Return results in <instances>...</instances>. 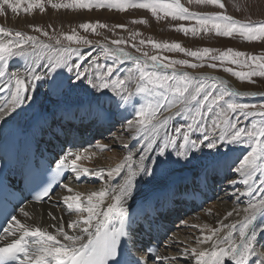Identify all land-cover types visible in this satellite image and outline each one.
I'll return each mask as SVG.
<instances>
[{
    "label": "snow or ice",
    "instance_id": "6c2138e0",
    "mask_svg": "<svg viewBox=\"0 0 264 264\" xmlns=\"http://www.w3.org/2000/svg\"><path fill=\"white\" fill-rule=\"evenodd\" d=\"M192 2V0H189ZM196 3L217 5L224 7L221 0H195ZM53 8H83L91 9L93 7L109 9H118L120 11L129 7L148 9L153 15L158 11L164 12L173 18L179 19H195L198 27L185 28L179 26L177 30L186 34L191 32L193 35L199 34L201 30L205 33L214 32L218 36L232 37L239 34L246 41H256L264 39V21L252 23L242 22L223 13H207L198 14L189 11L184 7L180 0H72V3L56 4L52 0H48ZM21 0H0V11L4 6L12 11H17L20 7ZM34 7H38L40 11H44L43 0H29L28 7L25 12H30ZM143 22V21H141ZM84 30L91 29L95 31L97 27H106L99 22L93 24L85 22L79 25ZM118 27H123L118 25ZM35 31L42 32V29L35 27ZM47 36V32H43ZM63 39L68 41L67 45L62 44L61 39L52 37L55 43H45L36 36L29 35L22 31L6 30L0 27V36L8 37V39L0 40V78L7 76V80L0 91L9 88L12 97L11 103L0 107V120L19 107L23 103L26 92L30 85H34L35 81H40L51 76L57 68L70 67L68 57L78 55V59H83V54L79 52V47L73 45L91 44L92 41L84 37L78 36L73 30L71 34H62ZM123 40H113V45L123 44ZM146 41L141 40L140 44ZM154 49L167 51H178L186 56L195 58L199 63H192L187 59H173L167 56L148 55L143 53L142 57L133 56L123 48H110L107 45L102 46V53L112 58L111 65L96 64L95 81L89 75V83L94 88L111 89L118 95L127 92L129 83L135 84V92L129 93V96H123L126 102L133 94H143V102L136 107L132 105L135 118L127 122V127L135 128L136 134H144L145 146L139 153V166L133 168L131 164L127 165L128 171L124 175L122 183L111 189H103L93 191L82 200V194L76 193L72 196L64 197L66 208L75 211L78 219L67 223L68 229L74 232L69 234L65 230V224L61 220L56 228V235L50 233L47 228L39 226H31L22 223L16 215H12L7 220V226L2 227V232L8 236H17L10 243H6L0 247V264H7L8 261H17L18 264H141V261L130 257L127 243L122 240L128 233L125 231L126 216L128 215L125 207V198L130 196L133 190V182L138 174L153 173L155 169L146 167L144 161L146 159L144 153L152 151V144L155 143V137L160 134V130L168 125L169 120L173 116L184 115L188 117L186 125L175 126L174 133L166 135V143L163 146L157 144V150L160 156L166 154L165 149L172 147L177 143V137H182L183 143L179 145L176 151L177 156H186L190 148H197L199 145L196 141L190 139V132L194 128L203 127L202 119L206 115L204 109H208V113L215 110V116L212 120L211 132L218 131V138L208 143V148H215L218 142H226L227 144L250 142L251 151L243 157L237 173L243 178V183L248 186V195L254 196L247 206L242 210H234L239 216L243 212L241 219L230 224H223L226 230L223 236L220 235L221 228H209L208 235L203 236V241L211 242V251L191 249V254L195 257L196 264H224V259L229 258L233 264H250L255 260V264H264V180H261L259 195H256L249 180L260 172L264 175V110L255 111L256 106H250L244 103H238L234 97L256 95L252 92H242L233 88L226 80L217 76L208 74H192L184 71L183 67L197 68L203 66L206 60L212 61L207 66L217 68L219 65L215 61H228L232 64H246L247 61H253L257 64L259 71L237 72L231 68H224L225 72L231 73L241 81L248 80L253 76L264 77V63H259L264 57L248 55L246 60L239 58L245 57V53L234 51L229 48L225 51L218 49L203 47L197 50L186 49L178 42L159 43L152 39L147 41ZM135 47V45H133ZM137 51H140L137 48ZM47 55L49 64L45 67L47 71L43 75L37 74V69L31 65L25 69L24 73L8 71L9 61L13 57H34L32 64L37 60L45 58ZM218 53V54H217ZM122 60L134 61V68L127 70V74L120 76L115 75L116 66L122 63ZM79 69V65L76 66ZM60 74L57 73V76ZM57 76L51 77L50 86L55 84ZM85 76L84 72L77 71V79ZM115 76V78H113ZM264 95V93H261ZM264 109V105L259 106ZM166 113V115H165ZM233 115L243 117L247 120L249 117L259 116L260 120L251 125V127H240L239 119L235 122L231 119ZM209 139L208 135L204 136V140ZM106 147V146H101ZM170 155V153H169ZM74 156L75 158L70 159ZM83 157L82 154L68 153L57 163V173L60 169L70 168L73 173L79 177L82 174H91L102 176V171L92 172L88 168H83L78 161ZM125 161L132 159L131 154L126 156ZM151 159V157H149ZM158 164L163 161H157ZM124 164H117L108 171L107 175L112 178L113 175H120ZM255 182V181H253ZM235 183V181H232ZM63 187L67 188L65 184ZM49 196V188L44 187L35 195L36 201H41ZM110 197L111 203L107 207H102L104 199ZM20 212L24 217H28L29 213L23 208ZM86 213L87 215H83ZM233 213L229 212L231 216ZM51 216L52 213H49ZM55 219V217H53ZM55 227V226H54ZM204 227H208L205 225ZM238 230V237L233 233ZM203 235V233H202ZM63 237V242L57 237ZM31 237V241L28 239ZM4 235H0L3 239ZM257 246L262 249V253L257 255ZM149 253L152 252L150 248ZM185 255L188 250L185 249ZM164 259L156 256V260ZM171 259H176L172 257ZM147 264V260L143 262Z\"/></svg>",
    "mask_w": 264,
    "mask_h": 264
},
{
    "label": "rangeland",
    "instance_id": "374dc122",
    "mask_svg": "<svg viewBox=\"0 0 264 264\" xmlns=\"http://www.w3.org/2000/svg\"><path fill=\"white\" fill-rule=\"evenodd\" d=\"M28 2L29 0H21L20 7L15 12L12 11L11 9H8L6 6H4L3 10L0 11V21L2 19H12V17H22L21 15L23 16L31 15L34 11L45 13L46 11L51 10L52 12L56 13V15L50 16V17L45 15L44 16L45 18L43 17L42 19H34V22L32 23L29 22V23L21 25L22 27H20V29L19 27L17 28L10 27L8 25H3V24H0V27H3L7 30H11L13 34L17 30L22 31L29 35L36 36L39 40L44 41L45 43L54 44L55 40L50 39V38L58 37L61 39L62 44L67 45L69 42L63 39L62 34H71L73 30H75L78 36L84 37L87 40L92 41L91 44H82L79 46L73 45V47H79V52L83 54V59H78V55H71L68 57L70 67H67V71L69 70V71L75 72L74 74H69V73L67 74L69 76V82H77V79H76L77 70H79L80 72L83 71L84 73L88 71V75H91L92 79L95 81L94 74L97 71L96 64L99 63L100 65H106V64L111 65L113 63L112 58L107 57L102 53V46L104 45H107L110 48H116V47L123 48L125 51L137 57H142L143 53L147 52L148 55L167 56L173 59H187L192 63H199L198 61L195 60V58L186 56L184 53H180L178 51L170 52L167 50L154 49L151 44L147 43L149 39H152L159 43L178 42L181 44L182 47L186 49H191V50H197L199 48L208 47V48L218 49L220 51H225L231 48L234 51H239V52H243L246 54L245 57L239 58L241 60H246L248 55L264 57V39L256 40V41H246L239 34H234L232 37H224V36H218L214 32L205 33L203 30H201L199 34L197 35H193L191 32H188L186 34L183 31L177 30L179 26L181 25H183L185 28L198 27V25H196V21L194 18L190 20L173 18L172 16L167 15L164 12H160V11H158L156 15H153L152 12L148 9H142V8H136V7H129L123 11H120L114 8L109 9L107 7H102V8L93 7L91 9L74 8V7L73 8H64V7L53 8L51 4L48 3V0H43L44 11H40L38 7H34L30 12H25L24 9L28 7ZM136 2H143V0H136ZM164 2H170V0H164ZM221 2L224 5L223 8L217 5L196 3L195 0H192V2H189V0H180V3L193 13L207 14V13L219 12V13H223L225 15L231 16L234 19L242 21V22L256 23V22L264 21V0H221ZM52 3H56V4L69 3L70 4L72 3V0H52ZM85 22H91L93 24L99 22L100 24L106 25V27H102V28L97 27L95 31H92L91 29L86 31L79 27V25ZM118 25H122L123 27H118ZM35 27H39L40 29H42V32L35 31ZM43 32H47L48 35L47 36L43 35ZM113 40H123L124 43L118 46L113 45L112 44ZM141 40L146 41V43L141 45L140 44ZM133 45H135V47ZM137 48H139L140 51H137ZM47 55H54V54L48 53L45 56ZM42 60L43 59L41 60L39 59L37 61L41 62ZM45 61L47 64H49L47 60ZM209 63H212V61L206 60L203 66L197 67V68H190L187 66H179V65L177 67L178 68L183 67L184 71H188L189 73H192V74H201V73L207 74V70L209 69L215 72L213 76L222 77L223 75H227L231 78V80H233L234 82L238 84L236 88L238 89V91L239 90L253 91V92L254 91H257V92L264 91V77L253 76L248 80L241 81L237 77L233 76L231 73L224 71L225 67L231 68L233 69V71L245 72V73L254 71V70L259 71L257 64L254 63L253 61H247L246 64H232L228 61H225L223 62V64H221L220 61H215V63L219 65L217 68L208 67L207 65ZM259 63H264V59L259 61ZM77 65L80 66L79 69H77L76 67ZM134 67H135L134 61L122 60V63L116 66L117 70L115 71V75L120 76V78L123 79V75H121V73L126 75L127 70L130 68H134ZM60 69H62V67ZM88 75H86L84 79H86ZM113 78H115V76ZM66 83H68L67 80L65 81V85ZM78 86L79 84L76 83L74 87L77 88ZM86 87L87 88L85 89V91L82 90L80 93H77L76 95H82V93L87 92L89 95L93 97H95L96 95V100H98L101 96L105 94L112 95V96L114 95L115 99H118L120 97L121 98L120 100H124L122 99L123 96H129V93L135 92L134 83H129L127 85L128 91L123 92L119 95L113 92L111 89L94 88L92 83H89V79H87ZM64 88H63V91H64ZM99 93H102V94H99ZM142 97H143V94L131 95L129 97V101H130L129 108L131 107L133 101H135L136 103L134 106L138 107L139 103L137 102L142 103L143 102ZM85 98H87V96H85ZM233 99H235L238 103H244L250 106H256L254 110L257 112L264 110L259 107L261 105H264V96L263 97L255 96V98L251 96H241V97H234ZM82 101H85V100L82 99ZM117 102L118 103H114V107L112 108L113 112L112 111L107 112V117L108 118L110 117V119H113V120H114V117H113L114 112H119L120 110V105H119L120 101L117 100ZM111 104H112V100H111ZM204 112L206 115L201 121V124L203 125V127L194 128L190 132V139L193 141H196L199 147L190 148L186 154L189 156H193V158L194 157L198 158V160H194V161L189 160L188 164L181 168L194 169L196 167H200L201 165L196 166L198 161H201L202 164L207 165L209 163L215 162L216 159L222 158L223 156H225V154H230L232 152H237L239 156V160H242L243 157L247 155L249 151H251L250 142L248 141H244L242 143H234V144H227L226 142L221 141L217 143V146L215 148L207 147L208 143L212 142L213 139L218 138V131L216 133L211 132L212 120L215 116V110L212 113H208V109L205 108ZM134 118L135 116H133L131 120H133ZM231 119L234 122L237 119H239L240 127L248 128V127H251L253 123L258 122L260 120V117L259 116L249 117L247 120H245L243 117H237L236 115H233ZM122 121L125 124H127L126 118L124 119L122 118ZM187 122H188V117L184 115L173 116L169 120L168 125L165 128H162L164 132H161L160 130L159 143L155 141V143L152 144V151L154 150L155 160L153 159L150 162H148L149 164L153 163L151 164V168L156 169L155 170L156 173H163L166 170V168L162 166L164 163H166V165H169V167L172 169L182 160V156L177 157V154L175 153L178 150L179 145L183 143L182 137L178 136L176 145L165 150V152L168 155L167 154H165L164 156L158 155L159 153L157 152L158 151L157 144H159L160 146L164 145L166 143V135L175 134L174 127L186 125ZM120 127L121 126H119L118 124V126L115 129L116 132H119L121 135H126V133H124V129ZM205 135L209 136V139L207 141L204 140ZM141 140L143 139L142 138L140 139L139 141L140 144L138 143L137 148L142 147L144 145L143 144L144 142ZM142 148H144V146ZM173 148L175 149V151L173 150ZM111 151L107 150V152H111ZM152 151L145 152L146 157L148 153L150 157L153 154ZM104 153H106V151ZM138 155L139 153L136 152V157ZM176 159L178 160L177 161L178 163L176 162ZM183 160H182V163H183ZM157 161H163V163L162 164L160 163L161 164L160 165L157 163ZM195 161L197 162L196 164H195ZM149 164L147 165V167H149ZM180 165H178V167ZM178 167L174 168L173 171H175ZM102 168H104V166H102ZM133 168H135V166H133ZM238 174L239 173L235 171L232 178L237 179L239 177ZM140 175H142L140 177V180L135 178L133 182V186L138 185L139 181H141L142 183L145 180L144 178L147 175L148 176L151 175V177H154L153 173L143 174L141 172L140 174H138V176ZM254 176L256 177L258 176L261 180H264V175H261L260 172H257ZM169 179L170 178H168L163 183L162 182L156 183L155 181L152 180L148 182L147 185L143 186V189L148 188V190L145 193H142V190H143L142 189L141 192L136 194V196L132 197V199L128 200L126 197L125 201L126 202L128 201L127 203H131L132 201H134V199L137 200L143 197L145 194H148L152 190L162 188L163 186L168 184ZM231 184H234V183L231 182L230 184L227 185V187L230 186L229 188H231L230 190L231 195L233 196H231L229 199H223V200L219 199L215 201L216 203L222 204V203L228 202L229 204L232 203L233 205H240L242 203V198H243L242 195H245L248 193V186L247 185L245 186V184L243 185L242 183L238 182V184H241L243 187L242 190L239 191V193L237 194V195L240 194L242 198L238 199L237 195L234 198V193H236L235 191L240 190L241 187H237L236 185L231 187ZM249 184L251 185L252 190L256 187L260 189V186H261V182L259 183H256L253 181L250 182V180H249ZM245 191L247 193H245ZM232 198H234L233 201H232ZM238 202L240 204H235ZM210 207L211 206L204 208V210L206 209V211L209 212V215L212 212L214 213V211L210 209ZM185 228L189 229L190 226L187 225L185 226ZM179 230H177V232ZM236 232L238 233V230ZM174 237L172 238L174 239ZM173 245L178 246L179 241L173 242L171 247H173ZM173 249L174 248H171L170 252L169 251L164 252L163 255L164 256L167 254L172 255V253H174L173 256L176 259H178L179 262L182 259L181 261L183 262L182 264H190L189 260H186V258L184 259L183 257L185 251H181V252L180 250L173 251ZM189 256H188V259L191 258V256L190 257ZM176 261L171 264H176Z\"/></svg>",
    "mask_w": 264,
    "mask_h": 264
},
{
    "label": "bare ground",
    "instance_id": "6f19581e",
    "mask_svg": "<svg viewBox=\"0 0 264 264\" xmlns=\"http://www.w3.org/2000/svg\"><path fill=\"white\" fill-rule=\"evenodd\" d=\"M45 15L50 17V16L56 15V13L52 12L51 10H48L45 13L34 11L31 15H25V16L21 15L22 17H12V19H2L0 21V24L8 25L10 27H16V28L19 27V29H20V27H22L21 25L29 23V22L32 23V22H34V19H42ZM7 39H8V37L0 36V40H5L6 41ZM33 59H35V58L31 57V56L24 57V61H27L26 68H28L31 65L32 67L37 69V74L43 75V73L47 71V68L45 66L48 65L46 63L45 59H43L41 62L36 61L35 64H32ZM18 60H20L22 62V64L24 63V61L22 60L21 57H13L9 61L8 71H10V72L11 71H15V72H19V73H24L25 70H22V69L16 70L18 68L16 67L15 64L14 65L12 64L13 62L18 61ZM57 73H59L60 75L57 76ZM207 74L208 75H214L215 72L213 70H209L208 69L207 70ZM52 76H57V80H56L55 84L50 86V82H51V77ZM66 76L67 75H65V73L62 71V69L57 68L55 70V72H53L51 74V76H49L48 88H49L50 93H52L53 95L50 97V94H45L46 91H47L46 89H40V90L35 91V92L32 91L33 95H38L40 97H45L46 98V102H49V103H53V102L61 100L62 98L65 97V95H66V93L68 91L67 89L64 92L61 90L62 89L61 86L65 85L64 78ZM220 78L226 80L228 82V84L233 86L235 89L237 88L238 84L236 82H234L233 80H231V78L229 76L223 75ZM7 79H8L7 76L4 77V78H0V84L3 82V80H7ZM75 80H73V81H75ZM85 80L86 79H82V81H81V79H80L79 81H81V82H80L78 87L82 88V84L85 82ZM32 86L33 85H31L30 87H32ZM11 88H12V86L10 85V89ZM64 90H65V88H64ZM72 94H76V93H72ZM49 98H51V99H49ZM11 99H12V97H10L9 101L7 102V104H5V106L11 103ZM82 99H84L85 101L87 100L85 97H82V98H79L76 101L72 102L71 105L78 104V103L82 105V102H83ZM120 99L121 98L119 97L118 99L112 100V104H111L112 108L114 107V103H118L117 100L120 101ZM46 102L42 104V107H47L48 106ZM119 105H120V110L117 113L123 112L124 113L123 117H125L127 119V121H126V123H127L130 120L129 112H128L129 111V106H130V101H128V102L120 101ZM109 111H112V110H109ZM9 114L6 117H8ZM111 117H112V115H111ZM111 120H113V119H111ZM120 120H122V118H120ZM0 121H3V120H0ZM123 129H124V133H126V135H121L119 132H116L115 136H113L111 139L101 140V143L103 145H105L108 150H110V151L112 150L111 152H107V150H106V153H104V152H99V153L98 152H91L90 153L88 151V149H87V150H85V155H89V153H90V158H91L92 162H83V161H81V163L89 165V166H99V167L101 166V168H102V166H104V168H106L104 170V172H103L102 179H101L102 181L101 182H104V184H106L107 189L114 188V187L118 186L120 183H122L124 175H126L127 171H128V168H127L128 164H131L132 166H135V168L139 166V163H140L139 155L136 157V152L140 153L143 150L142 147L145 146V140H144V134L143 133H141L140 135H137L135 128L130 129V128L127 127V124H125ZM161 132H164L163 129H161ZM99 138H101V137H99ZM141 138L143 139L141 141L144 142L143 143L144 145L142 147H139L140 148L139 149V148H137V146H138V143H139ZM133 141H135L137 144L135 145L134 148H131L130 145H131V142H133ZM155 141H157V143H159V135H157L155 137ZM169 148L170 147H168L166 149H169ZM152 153L153 154L150 156L151 159H149V153H148L147 157H146V153H144V155L146 157V159L144 161V164H145L146 167L149 164L148 162H150L153 159L155 160V158H154V156H155L154 155V150L152 151ZM129 154H131L132 159L129 160V161H125L124 158L126 156H128ZM174 155H176V154H174ZM182 160H183V163H182ZM182 160L178 163L177 162L178 160L176 159V162L178 164L176 166H174V168L178 167V165H180L181 163L182 164L175 171H173L174 168L171 169L169 167V165H166V163H164L162 166H164L166 168V170L163 173L154 172V177H151V175L150 176L147 175L144 178L145 180L142 183H141V181H139L138 185L133 186L132 193H131L130 196L127 197V199L128 200L132 199V197H134V196H136V194L140 193L141 190L143 189V186L147 185V183L152 181V180L155 181L156 183H158V182H162L163 183L168 178H170L169 182H168V183H170L173 179H175L173 177L178 176V174L181 173V172H184V173L185 172H193L195 168L194 169H191V168L190 169H188V168L185 169V168H181V167L187 165L189 160L190 161L191 160L194 161V160H198V158H195V157L193 158V156L186 155L185 158H184V156H182ZM172 161H174V160H172ZM193 161H192V163H193ZM196 163L197 162L195 161V164ZM117 164H124V168L122 169L123 175H122L119 183H117L116 185H111L112 178H114L116 175L114 174L112 178H109L107 173H108L109 170L114 168ZM151 164H153V163H151ZM151 164H149V167H151ZM206 164H207V162H206ZM202 166L203 165H201V167ZM179 168H181V169H179ZM238 175H239V177L235 180V183L239 182V183H242L244 185L243 178L240 176V174H238ZM141 176L142 175H140V176L137 175L136 179L140 180ZM104 184L100 183L97 186L88 184V185H85V186L77 187V186H72L69 183V184H67L68 185L67 188H65V187L60 188L58 190L57 195L59 197H61V199H64L65 196H72V195H75L76 193H81L82 194V200H83V198L86 197L91 192L100 191V190H96L98 187L101 186L102 189H103L104 186H105ZM147 190H148V188L147 189H143L142 193H145ZM253 192L256 195H259L258 187L254 188ZM245 193H247V192L245 191ZM229 195H231V191L227 190L226 194L224 196L226 197V196H229ZM242 197H241L240 194L237 195L238 199L242 198V203L240 204L238 202V203H235V204H240V205H233L232 203L229 204L228 202L222 203V204H218L215 201L213 203L209 204V205L205 204V205H207L206 207L211 206L210 209H212L214 211V213L212 212L209 215V212H207L206 209H205V210H203L201 212H197V214H195L194 216L188 217V219H186L185 222H184L185 223L184 227L189 225L190 228L189 229L181 228L180 230L178 229L179 231L178 232L176 231L175 234L170 237L169 241H171V244L168 245V248L166 249L165 252H167V251L170 252L171 248H174L173 251L174 250H180V252L181 251H185V249H187L188 250V254L187 255L181 254V255H183L184 259L186 258V260H189L190 264H196L195 257H193L192 254H191V249L192 248H197L198 250L211 251V242L210 241L198 242V241H203V236L204 235L210 234L209 233V228H213V229L214 228H221L220 235L223 236L225 234L226 230L222 227V225L223 224H230V223H232L234 221H237V220L241 219L242 216H243V212L242 211L240 212V215L238 216L234 210H237V209L242 210L244 207L247 206L246 203H248L251 199L255 198L254 196L248 195V193L245 194V195H242ZM238 199H236V200H238ZM134 201H135V199H134ZM111 202L112 201H111L110 197H106L104 199V203H103L102 207H107V204L111 203ZM234 202H236V201H234ZM25 209L29 213L28 219L26 221L29 224H31L32 226H39L41 228H47V230L50 233H52L53 235H56V228L59 226L61 220H63V222L65 224V230L68 231L69 234L74 232L73 229H68L67 228V223L69 221H75L76 219H78V214L73 210L72 211L73 215H68L67 212L69 210L66 208V205L60 206L59 204L53 205V203H51L48 206H45V205L26 206ZM221 211H222V213H221ZM229 212H232L233 214L231 216H229L228 215ZM49 213H52V215L50 216ZM83 215H87V214L83 213ZM53 217H55V219H53ZM205 225H207L208 227H204ZM202 233H203V235H202ZM233 236H234V238L238 237V233L234 232ZM172 237H174V239ZM57 238L60 240L59 236ZM176 241H179V245L178 246L173 245V247H171L173 242H176ZM174 246H176V247H174ZM163 254H164V252L160 251L159 256H164ZM167 255L171 256V257H174L173 256L174 253H172V255H170V254H167ZM189 255L191 256L190 259H188ZM176 260L171 259V260L168 261V263L171 264V263H173L175 261H176V264H182L183 263V262H181L182 259L181 260L179 259L180 262L178 261V259H176ZM224 264H233V262L229 258L226 257L224 259Z\"/></svg>",
    "mask_w": 264,
    "mask_h": 264
}]
</instances>
